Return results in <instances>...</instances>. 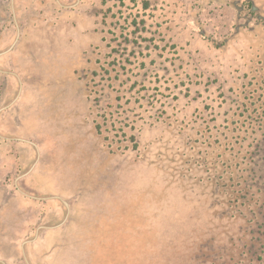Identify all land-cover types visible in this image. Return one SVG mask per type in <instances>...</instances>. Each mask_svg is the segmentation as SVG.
Segmentation results:
<instances>
[{
  "label": "trees",
  "instance_id": "1",
  "mask_svg": "<svg viewBox=\"0 0 264 264\" xmlns=\"http://www.w3.org/2000/svg\"><path fill=\"white\" fill-rule=\"evenodd\" d=\"M179 1L80 0L64 21L76 63L46 96L64 181L95 179L94 215L138 246L125 264H264V0H230L220 38Z\"/></svg>",
  "mask_w": 264,
  "mask_h": 264
},
{
  "label": "rangeland",
  "instance_id": "2",
  "mask_svg": "<svg viewBox=\"0 0 264 264\" xmlns=\"http://www.w3.org/2000/svg\"><path fill=\"white\" fill-rule=\"evenodd\" d=\"M229 1L179 2L191 29L220 38L235 19ZM79 2L0 0V264H125L138 247L126 228L116 236L112 220L94 215L95 179L64 181V116L55 117L64 98L46 96L64 92L76 63L63 31ZM141 232L135 239L147 246Z\"/></svg>",
  "mask_w": 264,
  "mask_h": 264
},
{
  "label": "flooded vegetation",
  "instance_id": "3",
  "mask_svg": "<svg viewBox=\"0 0 264 264\" xmlns=\"http://www.w3.org/2000/svg\"><path fill=\"white\" fill-rule=\"evenodd\" d=\"M13 60V58H11V61Z\"/></svg>",
  "mask_w": 264,
  "mask_h": 264
},
{
  "label": "crops",
  "instance_id": "4",
  "mask_svg": "<svg viewBox=\"0 0 264 264\" xmlns=\"http://www.w3.org/2000/svg\"><path fill=\"white\" fill-rule=\"evenodd\" d=\"M11 55V54H10Z\"/></svg>",
  "mask_w": 264,
  "mask_h": 264
}]
</instances>
